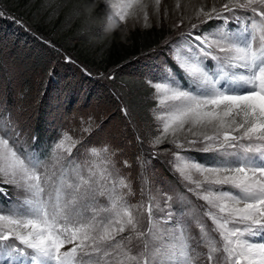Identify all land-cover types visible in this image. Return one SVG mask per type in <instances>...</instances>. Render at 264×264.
Instances as JSON below:
<instances>
[{"label": "snow or ice", "instance_id": "obj_1", "mask_svg": "<svg viewBox=\"0 0 264 264\" xmlns=\"http://www.w3.org/2000/svg\"><path fill=\"white\" fill-rule=\"evenodd\" d=\"M108 2L118 17L109 16L110 28L145 9L143 0ZM143 19L147 27L146 10ZM181 36L180 47L173 46L169 55L182 77L167 61L155 72L142 73L156 101V123L149 125L150 139L136 126L141 152L134 161L122 146L97 142L93 118L81 117L87 137H72L61 125L52 139L50 154L60 166L53 180L37 155L40 136L31 134V147L22 150L30 126L12 120L10 113L0 123V264H197L188 225L179 220L171 230L177 244L160 255L149 249L158 228L154 209L163 213L159 220L165 224H173L177 214L167 191L161 190L162 203L153 202L150 186L160 165L177 173L187 192L206 205L202 214L219 236L217 241L196 218L208 248L207 264H264V0H222L219 6L201 7ZM121 111L131 119L126 107ZM165 143L173 145L174 159H161L160 152L169 151L159 147ZM80 148L90 157L84 163L77 162ZM192 151L223 159L201 163L184 155ZM94 160L104 165L99 177ZM124 169H138L148 189L146 208L126 199L133 185ZM226 185L237 192L224 191ZM141 209L147 213L146 230ZM134 238L144 241L138 254L124 243ZM221 251L218 262L215 254Z\"/></svg>", "mask_w": 264, "mask_h": 264}, {"label": "rangeland", "instance_id": "obj_2", "mask_svg": "<svg viewBox=\"0 0 264 264\" xmlns=\"http://www.w3.org/2000/svg\"><path fill=\"white\" fill-rule=\"evenodd\" d=\"M99 1L103 2L106 7L107 26L110 28L111 21L109 20V16H112L114 20H118V17L114 16L115 10L112 9L108 0ZM221 2L222 0H160V4L157 6L155 0H143L145 5V9L143 10L148 12V26L164 24L168 28H171L174 33L167 38L160 49H156L151 55L144 56L140 65L133 64L123 67V72L142 76V73H149L150 70L151 72H155L157 67L164 65L165 61H167L168 65L176 70V75L182 77V73L169 55V51L173 49V46L180 47V42L182 41L181 33L188 31L189 21L195 20L197 10L201 7L208 9L213 5L219 6ZM111 3H117L118 5L119 0H111ZM177 5H179V8ZM143 10H141L140 15L130 16L124 22L118 23L116 27L123 31L134 27H145ZM181 19H183L184 23L178 28L176 24H179ZM23 36H27L29 40L31 38L41 41L44 39L30 29L25 22L5 13L3 7H0V52L4 55V58L0 59V118H2L0 119V123L7 121L9 119L8 114L10 113L12 120L19 121L21 125L28 124L30 126L26 132V142L23 143L22 150L31 147V134L38 133L37 135H40L34 128L36 121H41L42 118L46 119L47 117L53 118L56 122L60 121L56 125L58 129L63 125L70 136L79 138L80 136L87 137L88 135L81 129V117L87 118L90 116L93 118L91 121L92 127L98 131V136L95 137V140L99 143L109 141L114 145H120L124 149L125 155L131 157L129 152L135 149L132 146L136 142L132 140V137L135 138V133L131 137L125 136V134L128 133L127 128L136 129L137 122L131 112V119H129L121 111L126 106L116 85L115 69L112 68L104 74L91 73L74 62H71V64H75L74 66L76 67L78 66V69L72 68L70 65L68 67L55 62L56 64L52 63L46 72L37 70L35 73H31L24 67V60L16 57L20 46L24 44V39L22 40ZM16 45L18 46L16 47ZM68 58L63 59V62H68ZM53 69H57L63 73L60 81L53 82L50 80ZM79 71L82 75H85L89 79L91 78L89 82L79 77ZM109 75L113 76L114 79H108ZM69 88L70 90L73 89L74 99L72 102L74 105L72 110L68 109L65 111L63 110V97ZM110 98H113L112 101ZM59 104L60 107L58 106ZM71 105L72 103L69 106ZM48 128H52V125L50 124ZM151 131H155V127H152ZM51 144L42 145L40 143V151L37 155H39L49 173L52 174L53 180H55L59 175L60 166L56 164L50 154ZM135 144L138 151H136L133 161L141 152L139 142ZM144 147L148 148L149 145L145 143ZM159 147L169 150L160 152L162 160L174 159L172 151H175V149L172 144L165 143ZM73 155H77L75 149H73ZM184 155H189L192 159L198 160L201 163H212L214 158L223 159V157H219L215 153L197 151L184 153ZM89 159L90 157L86 150L80 148L77 162L84 163ZM63 162L66 163V161ZM93 163L96 164L95 171L97 177H99L100 170L104 165L99 160H94ZM44 170L45 168L42 167L41 171L43 172ZM124 173L130 176L133 185V192L126 199L132 205L143 202L146 208L149 201L148 189L142 185L138 176V169L136 170V177H134L131 170L124 169ZM195 178L199 179L198 176H195ZM142 187H145L143 194L141 192ZM150 190L151 195L156 197V200L153 201L154 203H162L161 190L167 191L172 197L173 207L177 210L173 224H165L159 220V217L163 213L158 209H154V215L158 220V228L156 229V236L148 240L151 252L154 255H160L161 250L170 249L178 243L177 239L171 234V230L175 227V221L179 220L188 225V244L194 250L193 255L199 254L197 264H207L208 248L204 246L201 240V231L196 225V218H199L206 225L210 235L217 241L219 240V236L217 233L211 231L213 227L211 220L202 214V207H206L204 201L197 199L192 193L187 192L185 184L179 179L178 174L169 172L168 167L165 165H160L156 168ZM223 190L233 193L237 192L236 189L227 185L224 186ZM98 199L101 204H108L106 197H99ZM138 215L140 217L141 228L146 230L147 213L141 209ZM176 232L178 235V229H176ZM124 235H127V233ZM117 240L119 241L120 237H117ZM124 243L131 249L133 254L143 251V240L134 238L130 244L128 241H124ZM70 246L68 245L67 247ZM215 255L218 262L222 261V251Z\"/></svg>", "mask_w": 264, "mask_h": 264}, {"label": "trees", "instance_id": "obj_3", "mask_svg": "<svg viewBox=\"0 0 264 264\" xmlns=\"http://www.w3.org/2000/svg\"><path fill=\"white\" fill-rule=\"evenodd\" d=\"M0 7L10 16L25 22L30 29L44 38L41 41L22 37L24 44L20 46L16 57L24 60V67L31 73L37 70L46 72L55 62L78 69V66L71 64L74 62L91 73L104 74L114 68L116 85L126 108L135 116L139 131L150 139L149 125H155L152 109L156 104L152 98V89L143 76L123 72L122 68L133 64L140 65L144 56L160 49L174 33L171 28L164 24L134 27L127 31L118 27L109 28L106 7L99 0H0ZM66 57L71 62H63ZM2 58L4 55L0 52V59ZM60 73L54 69L50 80L60 81L63 75ZM78 75L88 82L91 79L80 71ZM72 90L69 88L63 97L65 111L73 108ZM110 99L112 101L113 98ZM59 122L48 117L35 122L34 128L39 132L40 138L42 137V145L52 143ZM50 124L52 128H48ZM135 130L127 128L128 133L125 136L131 137ZM132 140L136 141L133 137ZM135 143L138 142L132 144L134 151L129 152L132 158L127 156L129 160H133L138 151ZM131 172L136 177V170Z\"/></svg>", "mask_w": 264, "mask_h": 264}]
</instances>
